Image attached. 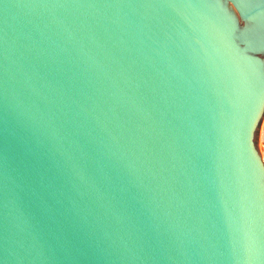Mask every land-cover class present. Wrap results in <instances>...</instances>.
<instances>
[{
    "label": "water",
    "instance_id": "water-1",
    "mask_svg": "<svg viewBox=\"0 0 264 264\" xmlns=\"http://www.w3.org/2000/svg\"><path fill=\"white\" fill-rule=\"evenodd\" d=\"M264 0H0V264H264Z\"/></svg>",
    "mask_w": 264,
    "mask_h": 264
},
{
    "label": "rangeland",
    "instance_id": "rangeland-1",
    "mask_svg": "<svg viewBox=\"0 0 264 264\" xmlns=\"http://www.w3.org/2000/svg\"><path fill=\"white\" fill-rule=\"evenodd\" d=\"M259 144L261 148V153L263 154L264 157V121L262 123L260 132H259Z\"/></svg>",
    "mask_w": 264,
    "mask_h": 264
}]
</instances>
